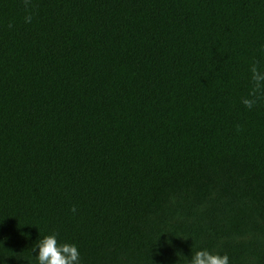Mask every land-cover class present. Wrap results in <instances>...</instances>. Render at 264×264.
Listing matches in <instances>:
<instances>
[{
  "label": "trees",
  "instance_id": "1",
  "mask_svg": "<svg viewBox=\"0 0 264 264\" xmlns=\"http://www.w3.org/2000/svg\"><path fill=\"white\" fill-rule=\"evenodd\" d=\"M253 67L264 0H0V264H264Z\"/></svg>",
  "mask_w": 264,
  "mask_h": 264
},
{
  "label": "clouds",
  "instance_id": "2",
  "mask_svg": "<svg viewBox=\"0 0 264 264\" xmlns=\"http://www.w3.org/2000/svg\"><path fill=\"white\" fill-rule=\"evenodd\" d=\"M26 19L30 21L31 18ZM252 80L257 88L264 84V75L256 67L252 68ZM242 102L249 108L254 103L249 99H244ZM72 211H76L75 207ZM33 251H37L35 258L38 264H80L78 247L72 243H58L55 233L38 239L34 244ZM187 264H229V257L226 254L211 253L204 249L194 252Z\"/></svg>",
  "mask_w": 264,
  "mask_h": 264
}]
</instances>
